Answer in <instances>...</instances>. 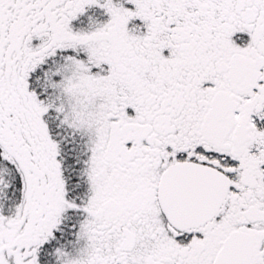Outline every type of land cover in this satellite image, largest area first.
I'll return each instance as SVG.
<instances>
[{"label": "snow or ice", "instance_id": "snow-or-ice-1", "mask_svg": "<svg viewBox=\"0 0 264 264\" xmlns=\"http://www.w3.org/2000/svg\"><path fill=\"white\" fill-rule=\"evenodd\" d=\"M0 264H264V0H0Z\"/></svg>", "mask_w": 264, "mask_h": 264}]
</instances>
